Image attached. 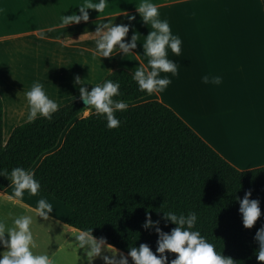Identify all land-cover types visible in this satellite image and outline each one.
I'll list each match as a JSON object with an SVG mask.
<instances>
[{"label":"crops","instance_id":"1","mask_svg":"<svg viewBox=\"0 0 264 264\" xmlns=\"http://www.w3.org/2000/svg\"><path fill=\"white\" fill-rule=\"evenodd\" d=\"M83 2L0 0V97L4 141L14 127L28 121L25 92L33 82H41L49 97L62 106L80 99V85H74L76 76L90 90L116 69L133 73L141 62L147 63L148 58L140 45L143 37L138 40L133 55L122 57L117 53L110 58L93 55L92 32L96 25L107 21L129 23L123 12L135 13L134 5L140 0H109L102 13L88 10V22L62 26L61 16L79 14L77 7ZM152 2L157 5L160 18L167 19L173 34L181 38L180 56L168 51V58L177 62L179 71L176 76L161 73L171 77L167 88L127 103L128 106L148 100L160 101L236 169L264 166V9L261 0ZM130 23L141 35L150 30V26L139 22L138 15ZM132 31L130 28L125 40L130 39ZM204 75H218L222 77L221 83L204 84L201 82ZM0 195L12 206L49 221L47 227L63 233L64 242L75 248L82 246L78 242H88L97 251H103L106 254L103 264L109 262L107 250H116L66 225L69 208L66 210L56 204L62 208L59 213L51 212L42 217L36 212L37 205L23 198L9 199L14 195L12 182L0 190ZM49 237L54 240L53 235ZM57 248H61L60 244ZM122 256L120 260L112 259V264H122L125 255Z\"/></svg>","mask_w":264,"mask_h":264},{"label":"trees","instance_id":"2","mask_svg":"<svg viewBox=\"0 0 264 264\" xmlns=\"http://www.w3.org/2000/svg\"><path fill=\"white\" fill-rule=\"evenodd\" d=\"M105 79L120 82L121 95L114 99L134 103L149 95L138 90L124 69L110 72L100 83ZM90 108L73 100L51 120L39 117L17 125L4 141L0 97V168L33 169L39 192L69 208L66 225L126 255L141 243L155 253V227L163 232L175 227L163 218V212L172 210L178 215L196 212L193 230L236 264H260L253 237L264 225V166L236 169L160 101L118 111L121 123L114 129L95 111L79 117ZM10 183L0 177V190ZM248 190L261 207L251 229L242 226L236 199ZM146 214L158 225L142 227ZM166 255L171 260L176 254Z\"/></svg>","mask_w":264,"mask_h":264},{"label":"clouds","instance_id":"3","mask_svg":"<svg viewBox=\"0 0 264 264\" xmlns=\"http://www.w3.org/2000/svg\"><path fill=\"white\" fill-rule=\"evenodd\" d=\"M109 0H84L78 8V13L61 16V25L68 26L89 21V11L95 10L102 13L108 6ZM135 6V13L123 12L129 23L115 24L113 22H102L96 25L94 34L93 55L99 58H110L117 53L122 57L133 55L137 48L138 40L143 37V55L146 56L147 63L141 62L135 67L132 79L136 82L138 90L146 94L161 93L172 82L168 75H178L179 66L173 59L168 58L170 50L175 56L181 54V38L173 34L167 19H161L158 7L152 0H140ZM139 16V22L145 26H150L146 35H141L131 26V21ZM133 29L129 40L124 38ZM135 30V31H134ZM43 38V34H41ZM222 77L204 75L201 82L204 84H220ZM74 85H80L79 98L83 101L85 108L90 106L95 109V114L102 116L106 121L108 129L118 128L120 119L116 113L127 109L128 104L124 100L114 99L121 95L120 82L105 79L103 83L92 86L89 90L87 85L82 83L79 76L74 78ZM28 115L27 120L32 122L39 117L51 120L53 114L60 105L56 100L49 97L44 85L33 82L29 90L25 92ZM0 177L9 178L14 185V195L9 199L22 198L25 191L30 195H36L41 184L35 177V173L23 167L17 166L10 171L0 168ZM251 190L245 191L242 198L237 197L239 203L238 212L241 217L242 226L251 229L261 216L259 199L251 197ZM53 210V204L41 198L37 201L36 212L47 217ZM163 218L175 225L169 232H163L158 225L159 221H153L150 215L146 218L142 227H155L158 234L157 247L155 253L146 243H141L138 247L133 246L124 259V264H129L127 257H131V264H236V261L229 256L222 255L216 250L213 243H210L198 230H193L197 221V213L189 212L187 215L177 214L169 210L163 212ZM31 218L29 216H17L11 226H7L0 220V264H52L48 255H34L33 236L30 229ZM83 239V237H81ZM258 247L255 250L256 260L264 264V225L257 229L253 237ZM103 240V239H101ZM98 250V249H97ZM166 253H174L175 257L169 260Z\"/></svg>","mask_w":264,"mask_h":264},{"label":"rangeland","instance_id":"4","mask_svg":"<svg viewBox=\"0 0 264 264\" xmlns=\"http://www.w3.org/2000/svg\"><path fill=\"white\" fill-rule=\"evenodd\" d=\"M94 111V108L86 109V111L79 117L87 116ZM63 135L60 137V141L56 148L60 146ZM22 198L26 202H29L35 206L37 205V201L39 199L44 198L53 204L52 212L55 213H59L62 208L68 210L67 207L43 194L37 193L36 195H30L27 191H25ZM56 204L61 205L62 208ZM20 215L29 216L31 218L32 222L30 224V229L34 241V246L32 247V252L34 255H48L52 261V264H103L105 262L104 259L106 254L103 251H97L94 245L90 246L88 242H85V244L78 242L82 246L75 248V246L71 243L64 242L63 233L53 229V227H47L49 225V221L47 222L46 219L30 215L19 209L18 206H12L10 201H4L0 195V220H3L7 226H10L12 221ZM49 235H53L54 240L48 239L50 238ZM57 244H60L61 248H57ZM122 255L126 256V254H123L117 250H107V258L110 262H108V264H112V259L120 260L121 257H123ZM127 260L129 261V264H131V257L127 258ZM121 263L124 264V260L121 261Z\"/></svg>","mask_w":264,"mask_h":264},{"label":"water","instance_id":"5","mask_svg":"<svg viewBox=\"0 0 264 264\" xmlns=\"http://www.w3.org/2000/svg\"><path fill=\"white\" fill-rule=\"evenodd\" d=\"M81 102L83 103V101L81 100ZM83 105H84V103H83ZM85 106V105H84Z\"/></svg>","mask_w":264,"mask_h":264}]
</instances>
